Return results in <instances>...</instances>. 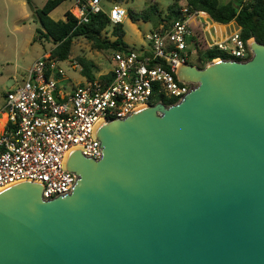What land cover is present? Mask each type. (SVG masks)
Listing matches in <instances>:
<instances>
[{
    "label": "water",
    "instance_id": "95a60500",
    "mask_svg": "<svg viewBox=\"0 0 264 264\" xmlns=\"http://www.w3.org/2000/svg\"><path fill=\"white\" fill-rule=\"evenodd\" d=\"M246 43L179 62L178 100L98 119L99 157H63L68 192L1 187L0 264H264V43Z\"/></svg>",
    "mask_w": 264,
    "mask_h": 264
},
{
    "label": "built area",
    "instance_id": "2783aa9c",
    "mask_svg": "<svg viewBox=\"0 0 264 264\" xmlns=\"http://www.w3.org/2000/svg\"><path fill=\"white\" fill-rule=\"evenodd\" d=\"M68 10L76 22L86 21L90 13L104 12L108 26L122 21L127 14L120 0H72ZM179 10V16L162 19L142 32L141 46L109 49L108 77L100 78L102 73H96L68 87L60 85V62L67 58L51 56L49 50L36 56L20 80L4 92L0 188L27 179L42 184L43 198L68 192L75 176L62 168L63 157L74 146L81 147L84 155L99 157V142L91 135L98 119L125 116L158 94L178 100L193 84L178 81L175 68L179 62H189L193 52L197 56L196 47H215L229 54L228 58L239 60L250 55L247 39L241 38L239 28L219 37L221 22L214 21L206 11L189 10L184 2ZM190 20L197 27L196 34L191 31ZM210 26L218 29L206 37ZM68 62L80 70L78 62Z\"/></svg>",
    "mask_w": 264,
    "mask_h": 264
},
{
    "label": "trees",
    "instance_id": "16d2710c",
    "mask_svg": "<svg viewBox=\"0 0 264 264\" xmlns=\"http://www.w3.org/2000/svg\"><path fill=\"white\" fill-rule=\"evenodd\" d=\"M30 4V0H25ZM61 0H44L41 6L35 9L38 26L35 27L36 37H43L51 41L52 46L49 49V55L64 59L72 57L71 60L78 62L81 66L82 75L91 79L95 76L94 69L96 64L83 55L76 54L71 56V43L74 37H83L90 42V45L96 49H130L123 39V28L121 21L108 26L109 19L104 12L90 13L86 21L76 22V17L66 9L63 13L64 18L53 19L48 12ZM188 6V9H201L206 11L209 16L217 22H228L234 20L239 26L241 38L247 39L253 36L258 42L264 43V0H227L218 2V0H171L162 14L161 9L156 3L150 2L138 11L127 8V17L134 21L141 19L151 21L152 26L156 25L162 19L170 20L180 14L182 3ZM109 30L113 36L112 39L102 36V32ZM197 58L201 65L205 61L220 56L222 58L230 57L229 54L215 47L199 48L196 47ZM109 72L99 75L100 78L108 77ZM160 100L165 104L175 101L174 97L158 94L150 99V103Z\"/></svg>",
    "mask_w": 264,
    "mask_h": 264
},
{
    "label": "rangeland",
    "instance_id": "374dc122",
    "mask_svg": "<svg viewBox=\"0 0 264 264\" xmlns=\"http://www.w3.org/2000/svg\"><path fill=\"white\" fill-rule=\"evenodd\" d=\"M44 0H30V5L24 4V10L27 12L23 19L20 17V6L15 0H0V110L4 103V92L11 87L15 80L19 81L21 74L25 71V68L30 64L34 57L40 55L43 51H47L52 46L50 40L43 37H36L35 27L38 26L35 7L42 5ZM72 0H63L55 9H53L49 16L56 19L59 17L62 9L71 3ZM121 4L126 8L130 7L135 11L144 7L150 2H154L161 9L163 14L165 6L171 0H120ZM227 0H218V2H225ZM236 2V0H232ZM110 2H104V5H109ZM123 36L122 39L131 46H138L144 42L141 35L142 32L148 31L152 27L151 21H143L136 19L131 21L127 15L122 19ZM233 26V25H232ZM231 25H225L220 27V31L231 29ZM191 31L196 34L197 28L190 20ZM214 29L218 27L210 26L209 31L205 33L208 37L209 34H214ZM102 36L112 39L113 36L109 33V30L101 33ZM71 56L76 54L83 55L84 57L91 59L96 64L94 73L106 72L111 63L108 59V50L96 49L90 45V42L83 37H74L71 43ZM67 58L60 62L63 68V74L59 79L60 85L69 86V82L76 80L83 81L85 77L82 73L70 66ZM189 62L202 66L200 59L197 58L193 52L190 55ZM3 115L0 113V122L3 119Z\"/></svg>",
    "mask_w": 264,
    "mask_h": 264
},
{
    "label": "crops",
    "instance_id": "0c3cea01",
    "mask_svg": "<svg viewBox=\"0 0 264 264\" xmlns=\"http://www.w3.org/2000/svg\"><path fill=\"white\" fill-rule=\"evenodd\" d=\"M17 3H19V6H20V8H21V10H20V12H21V14H20V17H19V19H23V17H25L26 16V14H27V12L24 10L25 8H24V4L26 3V1L25 0H15ZM63 0H61L60 2H62ZM44 2V1H43ZM42 2V3H43ZM59 2V3H60ZM58 3V4H59ZM57 4V5H58ZM28 5H30V4H27V6ZM57 5H55L52 9H50L49 10V12H48V14L53 10V9H55L56 7H57ZM71 5H72V1H71V3H69V5L68 6H66L64 9H62V11H61V13H60V15H59V17H57V18H64V15H63V13H64V11L66 10V9H69L70 7H71ZM34 8H37V7H35L34 6ZM56 18V19H57ZM54 19V18H53ZM191 22H193V25H194V21L193 20H191ZM217 22V21H216ZM218 23V22H217ZM220 23V22H219ZM221 24V26L220 27H224L225 25H233L232 26V28L230 29H227V30H224L223 32H221V33H219L218 34V36L219 37H224V36H226V34L228 33V32H230L232 29H236V28H239V26L235 23V21L234 20H229L228 22H224V23H220ZM196 27V26H195ZM197 28V27H196ZM143 43H141L140 45H138V46H136V47H139V46H141ZM131 46V45H130ZM133 47V46H132ZM35 58V57H34ZM80 71V70H79ZM23 74V73H22ZM22 74H21V76H22ZM61 77L59 76V78H58V81H59V79H60ZM78 81H81V80H76V81H73V82H69V86L70 85H72V84H74L75 82H78ZM17 82V80H15V83ZM14 83V84H15ZM13 84V85H14ZM3 107V106H2ZM0 112H3L4 113V111H2V109L0 110Z\"/></svg>",
    "mask_w": 264,
    "mask_h": 264
},
{
    "label": "bare ground",
    "instance_id": "6f19581e",
    "mask_svg": "<svg viewBox=\"0 0 264 264\" xmlns=\"http://www.w3.org/2000/svg\"><path fill=\"white\" fill-rule=\"evenodd\" d=\"M0 113L5 117V114L3 112H0ZM4 117H3V119H4ZM3 119H2V121H3ZM2 121L0 122V125H1Z\"/></svg>",
    "mask_w": 264,
    "mask_h": 264
}]
</instances>
